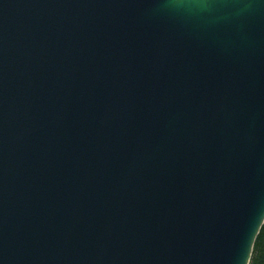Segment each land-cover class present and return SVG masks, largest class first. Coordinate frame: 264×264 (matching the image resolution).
<instances>
[{
    "label": "water",
    "instance_id": "1",
    "mask_svg": "<svg viewBox=\"0 0 264 264\" xmlns=\"http://www.w3.org/2000/svg\"><path fill=\"white\" fill-rule=\"evenodd\" d=\"M264 223V0H0V264H248Z\"/></svg>",
    "mask_w": 264,
    "mask_h": 264
},
{
    "label": "trees",
    "instance_id": "2",
    "mask_svg": "<svg viewBox=\"0 0 264 264\" xmlns=\"http://www.w3.org/2000/svg\"><path fill=\"white\" fill-rule=\"evenodd\" d=\"M248 264H264V223L255 238Z\"/></svg>",
    "mask_w": 264,
    "mask_h": 264
}]
</instances>
